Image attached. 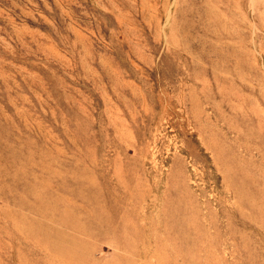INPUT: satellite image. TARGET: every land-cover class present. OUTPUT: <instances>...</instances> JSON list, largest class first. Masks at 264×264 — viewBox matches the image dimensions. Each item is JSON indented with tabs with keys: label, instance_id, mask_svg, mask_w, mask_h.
I'll return each mask as SVG.
<instances>
[{
	"label": "rangeland",
	"instance_id": "obj_1",
	"mask_svg": "<svg viewBox=\"0 0 264 264\" xmlns=\"http://www.w3.org/2000/svg\"><path fill=\"white\" fill-rule=\"evenodd\" d=\"M0 264H264V0H0Z\"/></svg>",
	"mask_w": 264,
	"mask_h": 264
}]
</instances>
